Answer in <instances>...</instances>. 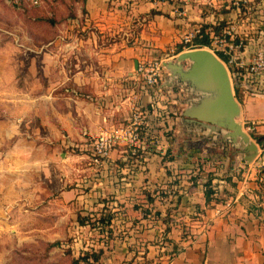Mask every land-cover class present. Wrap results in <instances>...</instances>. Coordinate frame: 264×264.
<instances>
[{
    "label": "crops",
    "instance_id": "obj_1",
    "mask_svg": "<svg viewBox=\"0 0 264 264\" xmlns=\"http://www.w3.org/2000/svg\"><path fill=\"white\" fill-rule=\"evenodd\" d=\"M49 4L72 6L74 15L64 20L63 30L46 48L33 51L41 54L37 63L33 57L23 61L18 53L8 68L13 78L15 70L23 71L25 89L15 97L3 95L0 88L1 111L15 116L21 126L0 127V146L20 135L15 144L0 149L1 163L23 170L62 163L65 183L55 181L53 204L56 210H72L76 218L99 215L108 199L112 211L119 213V205L138 214L141 206H131L139 188L162 190L154 206L161 218H169L170 230L163 234L166 224L160 219L154 228L136 234L115 219V237L89 244L103 250L95 264H165L154 240L161 231L168 249L176 252L171 264H264V188L258 181L264 135L251 139L253 129L264 134V91L242 93L237 100L240 110L234 120L245 141L241 134L233 136L232 129L202 119L200 101L178 89L165 65L162 80L150 88L140 84L135 68V62L168 55L179 46L182 33L199 23L212 30L238 23L245 43L241 55L248 61L260 39L258 18L236 19L230 0H45L40 7ZM207 4L225 7L224 17L204 11ZM251 6L259 17L264 15V0H253ZM4 66L0 62V80ZM3 100L19 104L11 109ZM131 105L144 113L142 129L157 134L154 143L143 142L142 159L117 146L106 162L95 166L87 154L75 152L125 124ZM167 129H175V139L163 135ZM208 180L210 202L204 196Z\"/></svg>",
    "mask_w": 264,
    "mask_h": 264
},
{
    "label": "rangeland",
    "instance_id": "obj_2",
    "mask_svg": "<svg viewBox=\"0 0 264 264\" xmlns=\"http://www.w3.org/2000/svg\"><path fill=\"white\" fill-rule=\"evenodd\" d=\"M204 7V11L215 10L224 17L225 7H213L208 4ZM68 9V5L54 7L51 4L43 7L26 5L16 8L7 0H0V62L5 65L4 74L0 80L3 95L16 97L22 93L25 89L23 71L15 70L13 78L8 68L15 64L18 53L23 61L33 57L37 63L41 54L35 55L33 51L46 48L49 40L63 30L61 24L68 18ZM73 9L71 6V11ZM22 51H24L23 54H21ZM174 52L170 51V55H163V57L161 55H155V57H162L165 62L178 64L182 70L189 69L191 61H178L177 55L182 51L177 54ZM215 55L218 57L216 53ZM219 59L225 64L232 78V68L221 58ZM166 69L169 79L175 80L173 83H176L178 89L188 92L187 97L200 101L214 95L211 91L197 86L192 80L181 77L167 67ZM235 100L238 99L235 97ZM3 104L4 107L16 109V104L19 103L3 100ZM1 109L3 106L0 102V127L20 129L19 120L15 116L2 112ZM252 132V141H255L257 136L264 135L255 129ZM162 133L163 135L168 133L172 140L176 137L175 129H167ZM148 134V141L154 143L157 134L153 132ZM17 136L20 135L17 133L11 137V140L5 139L0 149L3 150L8 147L6 145L15 144ZM57 152L55 156L59 158ZM60 173H63L62 163L56 166H26L23 170L21 166H15L14 163L9 165L0 161V264H69L70 257L64 254L68 249L66 245H72L69 249L76 253L96 240L94 234L86 231L78 232L76 216L72 210L67 212L55 209L53 198L58 192V190L55 191V181H59L62 185L65 183V177ZM69 184L70 182L66 183V185ZM55 240L61 241L62 244L55 247L48 246V241Z\"/></svg>",
    "mask_w": 264,
    "mask_h": 264
},
{
    "label": "built area",
    "instance_id": "obj_3",
    "mask_svg": "<svg viewBox=\"0 0 264 264\" xmlns=\"http://www.w3.org/2000/svg\"><path fill=\"white\" fill-rule=\"evenodd\" d=\"M13 7L19 8L20 4L39 7L45 0H7ZM253 0H230V8L234 9L236 19L254 22L258 18L259 42L258 47L248 61L242 58V50L245 46L244 38L238 31V23H228L219 32L212 29L203 31L202 24H196L192 28L182 33L179 47L181 51L205 48L211 52L221 55L225 62L232 68V82L234 88H239L245 95H256L264 91V15L259 17L258 10L252 9ZM207 34L208 45H200L196 42ZM177 47L172 49L176 52ZM174 52V53H175ZM225 65V64H224ZM164 61L162 58H148L137 65L136 73L138 81L144 87L150 88L158 85L163 77ZM234 91V89H233ZM167 117V116H166ZM144 123V113L136 105H131L129 120L122 125L112 128V130L101 133L93 138L90 146L83 149L87 154V159L99 166L110 158V154L117 146L126 147L130 156L135 157L141 148L143 141L140 140V129ZM76 145V144H75ZM74 143L70 146L74 147ZM261 171L258 181L264 188V160L261 161ZM159 195V194H158ZM160 198V197H159ZM160 244L159 258L165 259V264H171L176 252L168 249L162 231L154 238Z\"/></svg>",
    "mask_w": 264,
    "mask_h": 264
},
{
    "label": "trees",
    "instance_id": "obj_4",
    "mask_svg": "<svg viewBox=\"0 0 264 264\" xmlns=\"http://www.w3.org/2000/svg\"><path fill=\"white\" fill-rule=\"evenodd\" d=\"M52 5V4H51ZM26 5H24L23 3L20 4V7H24ZM29 7V6H28ZM31 7V6H30ZM69 9V14L68 17L73 16V11H71V8L68 7ZM52 23V21H50ZM56 25V24H54ZM207 25L202 26L203 31H205ZM223 26H219L217 28H214V30L216 32H219L221 30ZM197 43H199L200 45H208L209 44V39L207 34H204V36L200 39L196 40ZM181 51L180 47H177V50L175 52V54L179 53ZM218 55L219 58H221L223 61H225V59L219 55L218 53H216ZM234 95L236 97V99L241 100L242 97V92L239 88H234ZM149 131L147 129H140V140L143 141L144 143L147 142L149 140ZM124 149H126V152H128L127 148L124 147ZM75 152H80V153H84L86 151L84 150H75ZM129 153V152H128ZM143 151L142 150H138L137 155L133 158H143ZM140 190H138L137 195H139L137 197L136 202L131 206V209L134 210L135 208H138V206H141V211L138 214H130L128 213L126 208H121L119 207V205L117 206L119 208V213L118 212H114L112 211L113 206L111 205V199L106 200V202L103 205V209L101 211V213L99 215L96 214H91V213H87V214H78L77 218H76V222L78 224L79 227H83L81 229L78 230L79 233H82L84 231H86L89 234H97V238L98 240H107L112 238L113 236L115 237L116 235L113 234L114 232V227L112 226L113 222L115 219H121L122 223H128L129 225L126 226V228H132L134 229L135 233L139 234L144 232L145 230H148L150 228H154L157 225L158 220H162V222L165 225L164 229H163V234H166L169 230L170 227L167 225L169 223V218L165 217V218H161L160 217V212L159 210H157V208L154 206V202L155 200L162 196V190L161 189H155L156 192L150 191L144 187L139 188ZM204 196H205V201L206 202H210L211 200V194L213 193V188H212V184L210 182V180H208L205 183V191H204ZM159 194V195H158ZM125 202L128 203V199H125ZM146 204V206L144 207V205ZM117 205V204H116ZM127 229H124L125 232L127 231ZM183 235H184V230H183ZM94 238V237H92ZM96 239V240H97ZM62 244L61 241H54L52 243H49L48 246L50 247H55V246H60ZM103 253L102 248H96L94 246H89L87 245L85 248L82 247L81 250H79L77 252L76 255H73L71 250L68 248L64 254H67L70 257V261L69 264H95L101 257Z\"/></svg>",
    "mask_w": 264,
    "mask_h": 264
},
{
    "label": "water",
    "instance_id": "obj_5",
    "mask_svg": "<svg viewBox=\"0 0 264 264\" xmlns=\"http://www.w3.org/2000/svg\"><path fill=\"white\" fill-rule=\"evenodd\" d=\"M177 60H190L189 69L182 70L180 65L171 62H165L164 65L214 94L200 100L198 107L201 118L228 127L234 131L233 136L241 134L247 141V136L240 132V126L234 120L240 108L235 100L232 78L224 63L205 48L182 51L177 55Z\"/></svg>",
    "mask_w": 264,
    "mask_h": 264
}]
</instances>
